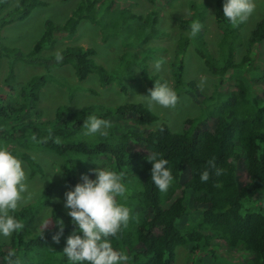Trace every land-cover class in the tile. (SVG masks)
Listing matches in <instances>:
<instances>
[{"label": "trees", "instance_id": "obj_1", "mask_svg": "<svg viewBox=\"0 0 264 264\" xmlns=\"http://www.w3.org/2000/svg\"><path fill=\"white\" fill-rule=\"evenodd\" d=\"M12 1L11 6L6 7ZM146 1L152 5L155 2ZM224 2H212L213 20L222 31L219 58L210 53L204 38H197L198 34L194 37V50L207 70L218 75L208 96L200 93L192 80L184 81L180 76L182 56L188 48V33L195 15L192 13L190 18L177 22L180 33L173 49L175 62L170 87L178 97L180 91L189 94L199 107L198 114L184 118L181 131H172L164 122L155 124L156 114L139 102L110 107L84 105L78 109L62 103L49 118L42 117L38 106L39 93L51 77L53 66L69 65L79 81L95 74L99 86L110 84L116 75L93 61L92 48L70 40L80 20L109 23L110 31L115 21L121 27L125 24L130 34L127 39L121 36V45L134 50L159 34L154 26L157 12L154 8L136 13L128 7L133 4L132 0H79L63 23L54 25L45 21L43 31L29 51L22 53L0 46V56L5 55L10 62L20 60L41 67L38 74L17 84L8 66L0 82V148L9 149L24 161L31 176L36 171L41 173V168L25 149L37 148L58 155L62 178L70 187L77 180L82 181V174L96 179L92 171L96 159L104 160L110 170L124 173L122 182L127 187V198L117 197V201L130 209V220L127 228L107 239L114 250L127 255V264H174L178 246L188 249L190 261L187 264H193L199 252L204 258L208 254V257L216 256L217 252L209 247L211 239L222 243L227 250L246 252L245 264H264V68L261 73L247 72L248 66L256 61L264 64V54L259 56L264 47V17L254 22L245 54L233 63L231 41L238 37V27L223 16ZM40 5H43L42 0H0V30L22 20L32 8ZM103 11L107 17L99 20V13ZM106 38L102 36V40ZM148 48L144 47L140 50L143 52L137 54L128 48L121 51L119 58H138ZM57 52L62 54V62L56 61ZM136 65L138 76L148 88H154L155 82L167 83L163 77L150 74L143 61ZM232 75L235 76L224 89L225 80H230ZM124 89L120 86L121 91ZM88 115L107 119L113 126L129 124L120 133L111 130L98 139L82 138L78 132ZM113 117L120 119L110 120ZM50 130L52 138L47 142L37 143L31 139L35 134L42 140L49 136ZM57 139L59 143L54 142ZM151 153H159L158 158L169 161L167 167L174 179L166 192H161L151 181L152 163L147 159ZM240 159L245 174L242 183L236 180L235 162ZM209 161L214 162L215 168L210 167ZM206 169L210 179L204 183L199 176ZM217 169L224 171L217 175ZM52 190L50 183L35 202L10 212L25 227L0 244V264H8L10 251L15 253L14 264H88L73 262L63 253L68 236L78 226L68 215L70 209L64 210L61 204L50 206L47 220L52 223L44 232L41 228L31 233L30 225L38 210L49 204ZM185 200L203 206L198 221L190 225L182 223L187 210ZM179 219L180 227L176 225ZM61 221L64 231L57 244L52 237L59 232L57 223Z\"/></svg>", "mask_w": 264, "mask_h": 264}, {"label": "rangeland", "instance_id": "obj_2", "mask_svg": "<svg viewBox=\"0 0 264 264\" xmlns=\"http://www.w3.org/2000/svg\"><path fill=\"white\" fill-rule=\"evenodd\" d=\"M42 1L43 5L32 8L30 13L22 20L14 21L1 28L0 46L14 48L22 53L29 51L43 31L45 21L49 20L54 25L63 23L79 0ZM13 2H10L6 7L11 6ZM212 2L213 0H161V2L155 0L152 5L146 0H132L133 4L128 7L133 12L143 13L152 8L157 10L154 26L159 33L157 37L151 38L148 43L143 44L141 48H134V50H132L133 47L131 46L123 47L121 45V36L127 39L130 34L126 31L125 24L121 27L117 24L118 21H115V26L110 31L109 23H94L86 19L80 20L76 28V33L70 40L84 47L92 48L94 51L92 56L93 61L103 66L106 70L115 72L116 75L110 84L99 86L98 78L95 74H90L85 79L79 81L75 78L72 68L69 65L53 66L50 71L51 77L39 93L38 106L42 111V117H51L54 108L62 103H67L73 109H78L84 105L110 107L125 102H139L147 107L146 101L139 95H150V88L138 76V67L136 64L143 61L150 74H157L163 77L170 86L172 83V64L175 62L173 60V49L177 36L180 33L177 22L179 19L190 18V15H187L188 12L191 15L194 13L195 17L193 21H199L202 25L197 38H204L210 53L214 57L219 58L218 42L222 37V31L213 20ZM254 2L256 5L255 11L246 22L240 23L237 26L238 37L234 41H231L234 48L233 63H237L245 54L247 38L254 22L264 17V0H254ZM99 16L101 17L99 20L107 17L106 11L100 12ZM102 36H107L105 41L102 40ZM146 46L150 48L138 58H126L124 60L119 58L121 51L129 48L128 50L136 52L135 54H137L143 52L140 50ZM194 48H196V41L194 38H190L188 48L186 47L182 56L180 76L184 81L192 80L196 84L198 91L208 96L212 93L218 81V75L207 70ZM261 51L259 56L264 54V47H262ZM157 61H162L159 70L156 68ZM8 66H11L12 78L14 79V83L17 84L24 83L41 70L40 66L25 64V62L20 60L10 62L8 57L1 54L0 82L6 76ZM263 68L264 64L256 61L253 65L248 66L247 72L250 74L261 73ZM234 76L229 77L230 80L228 81L225 80L224 89L228 88L229 82L232 81V77ZM204 77H207V82L205 87L201 88L199 84ZM120 86H124L125 89L121 91ZM151 112L157 116L155 124L164 122L172 131H181L184 118L198 114L199 107L189 94L180 91L179 102L175 108H164L160 105H155ZM119 119L116 117L110 118V120ZM127 124L129 123H122L116 126L112 125L113 127L107 129V131L112 130V132L120 133L127 127ZM82 127L78 132L80 137H88L87 139H98L101 137L100 133L86 137L84 134L86 130ZM25 150L39 164L41 173L36 171L31 176L26 163L21 160L22 167L25 169L27 175L28 191L34 193V195L27 203L21 202L18 208L25 204L35 202L40 197L43 188L50 183L53 184L49 204L38 210L34 221L30 225L31 233L34 234L41 229V222L47 220L49 208L53 203H59L64 210L67 209L64 206L66 202L65 193L74 190V187L78 183H82V181L77 180L74 186H67L62 178V162L58 155L37 148H27ZM95 162L102 164L97 165ZM235 163L236 180L238 183H242L245 180L243 162L240 159ZM105 166L106 163L104 160L96 159L93 161V169L97 167L103 168ZM24 195L27 196V193ZM185 206L187 210L183 216L182 223L184 225H190L198 221V215L203 209V206L187 200H185ZM176 225L180 227V219L176 221ZM8 239L9 237L0 235V244L7 242ZM209 245V247L217 252L215 253L216 256L208 257V254L204 258L203 254L199 252L193 264H245L244 260L248 257L246 252L227 250L223 247L222 243L212 239L209 241ZM189 261L190 254L188 249L181 246L176 247L174 264H187Z\"/></svg>", "mask_w": 264, "mask_h": 264}, {"label": "clouds", "instance_id": "obj_3", "mask_svg": "<svg viewBox=\"0 0 264 264\" xmlns=\"http://www.w3.org/2000/svg\"><path fill=\"white\" fill-rule=\"evenodd\" d=\"M254 0H225L223 4V16L226 17L233 26L246 22L255 11ZM187 15H191L190 12ZM199 21H193L190 25L189 38H194L201 30ZM56 61L62 62L63 56L60 52L55 54ZM162 61L156 62L159 70ZM207 77L201 79L199 86L205 87ZM150 95H139L146 101L149 111L155 105L164 108H175L179 102L177 92L166 82H155L154 89H149ZM112 127L111 121L97 118L95 115H88L84 120L83 127L86 136L97 133L107 135V129ZM49 136L38 139L35 134L31 139L37 143L47 142ZM54 142L59 143V140ZM159 153H151L147 159L152 163L151 181L161 191L166 192L173 182L171 169L167 167L169 161L158 158ZM101 165L100 162H95ZM210 167L215 168L213 161L208 162ZM96 174V179H90L87 174L81 175L82 183H78L74 190L65 193V208L70 209L68 215L72 218V223L78 228L74 229L68 236L66 247L63 253L73 262H88V264H127L128 257L124 252L116 251L112 247L108 237H116L122 228H127L130 220V209L118 203L117 197L127 198V187L123 183L124 173L110 170L107 166L92 169ZM223 169H217L216 174L221 175ZM199 179L206 183L210 179L209 170H204ZM27 175L22 167V161L12 154L7 148H0V235L10 237L14 232L24 229L23 222L17 220L10 212L17 210L21 202L30 201L34 193L28 191ZM27 193V196L24 194ZM52 223L51 220H43L41 228L44 232ZM59 232L53 235L55 243L60 242L63 235V222L57 223ZM79 233H82L79 234ZM14 252L8 254V264H14L12 257Z\"/></svg>", "mask_w": 264, "mask_h": 264}]
</instances>
